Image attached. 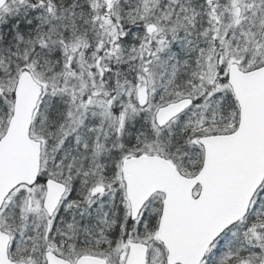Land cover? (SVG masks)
Returning <instances> with one entry per match:
<instances>
[{
  "label": "snow or ice",
  "instance_id": "obj_1",
  "mask_svg": "<svg viewBox=\"0 0 264 264\" xmlns=\"http://www.w3.org/2000/svg\"><path fill=\"white\" fill-rule=\"evenodd\" d=\"M0 264H264V0H0Z\"/></svg>",
  "mask_w": 264,
  "mask_h": 264
}]
</instances>
